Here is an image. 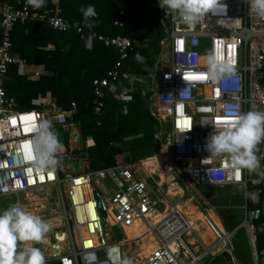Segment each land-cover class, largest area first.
I'll return each mask as SVG.
<instances>
[{
    "label": "built area",
    "instance_id": "1",
    "mask_svg": "<svg viewBox=\"0 0 264 264\" xmlns=\"http://www.w3.org/2000/svg\"><path fill=\"white\" fill-rule=\"evenodd\" d=\"M220 3L223 8L209 13L192 29L178 13L161 8L164 36L159 47L168 53L166 58L157 60L159 67L150 80L149 92L169 124L166 151L171 162L181 163L183 185H235L243 190L246 202L241 225L249 232L252 245L257 244L258 237L262 239L261 247H253V264H264V201L248 207V187L257 186V180L264 184V177L247 169H231L227 156H214L205 147L213 132L239 114L264 112V17L251 11L250 0H220ZM28 21L47 25L57 32L70 31L72 25L63 15L60 0H46L39 9L27 0L0 2V196L55 185L62 204L69 206L63 218L72 220L78 233L68 253L45 258V264H111L110 250L118 249L125 257L123 248L128 243L142 245L143 236H137L136 232L131 240L125 236L126 229L140 225L155 247L132 264H197L208 250L198 254L191 248L187 241L189 224L179 210L158 213L147 178L137 168L141 161L92 168L89 146L85 143L77 150L59 149L56 154L59 164L54 171H40L35 166L30 158L33 124L45 118L51 121L52 130H66L72 110H64L50 94L39 97L34 108L20 110L16 98L5 91L6 82L13 80L9 68L22 65L25 73L28 66L12 42L14 26ZM114 24L120 25L118 21ZM145 28L142 25L141 32ZM77 32L84 38L81 29ZM88 36L98 38L117 53L107 74L92 81L93 111L101 116L106 93L114 95L127 90V85L135 89L145 84L143 76L127 72L125 67L132 59L145 63L146 57L137 48L147 47L148 41L96 35L91 31ZM209 55L232 65L235 71L216 81L209 79ZM39 76V72L33 74ZM263 145L264 139L254 149L260 171H264ZM161 152L164 151L158 150L157 155ZM15 205L23 209L20 204ZM81 226L85 227L86 236L79 233ZM225 233L223 243L230 235Z\"/></svg>",
    "mask_w": 264,
    "mask_h": 264
},
{
    "label": "trees",
    "instance_id": "2",
    "mask_svg": "<svg viewBox=\"0 0 264 264\" xmlns=\"http://www.w3.org/2000/svg\"><path fill=\"white\" fill-rule=\"evenodd\" d=\"M1 1L14 3L16 0ZM157 3V0H60L63 15L72 25L70 31L57 32L33 21L16 24L13 28L14 49L28 64L43 65L49 74L30 80L22 65H12L9 74L13 80L6 82V93L16 98L19 109L34 108L36 100L49 92L64 110H72L70 119L79 122L82 134L93 139V145L88 147L92 168L138 161V142L124 140L122 136L140 133L152 117L147 110L144 111L139 91L132 93L127 113L113 110L115 103L112 96L107 95L102 115L94 114L92 81L107 74L117 59V53L98 38L89 39L88 33L110 37L120 35L132 41L146 38L148 46L137 48L146 57L145 63L143 66L130 65L134 74L146 76L153 65L154 53L159 51L158 39L164 36L158 20H154L150 11L154 4L155 13H158ZM88 5L94 6L96 15L86 24L80 9ZM115 21L120 25H115ZM144 23L147 26L145 32H141ZM78 29L85 33L84 38H80ZM151 32L154 33L152 36ZM146 66L149 68L144 69ZM148 135L152 138L153 132ZM155 146L158 151L157 140ZM261 150L264 151V145ZM172 185L178 188L176 183ZM253 188L260 189V203L263 202L264 184L259 182ZM259 242L261 247L262 241Z\"/></svg>",
    "mask_w": 264,
    "mask_h": 264
},
{
    "label": "rangeland",
    "instance_id": "3",
    "mask_svg": "<svg viewBox=\"0 0 264 264\" xmlns=\"http://www.w3.org/2000/svg\"><path fill=\"white\" fill-rule=\"evenodd\" d=\"M158 2V1H157ZM153 6L150 7V11L154 15V20L159 19V11L160 8L157 3V7L159 8L158 13L156 12V5L152 4ZM153 19V17L151 18ZM151 36L154 34L153 32L150 33ZM156 49V47L154 48ZM153 49V50H154ZM156 51V50H155ZM167 49H159L158 52L154 53V56L164 59L167 57ZM142 65V64H141ZM143 66V65H142ZM158 64L152 65L150 68L149 66L144 67V69L149 68V74L143 76V74H138L137 76L141 75L146 80L145 84L139 85L137 88L133 89L129 85L126 86L127 90L119 91L118 94H110L112 95L113 101L115 103V107L113 110L120 111V113L125 114L129 110V104L132 100V93L134 91H139L141 95V100H143L142 106L144 111L151 115L150 122L145 126L140 133L138 134H126L123 135L124 140L138 142V152L140 154V159L138 161H142L146 158V164L139 163L137 168L139 170V174L142 177L147 178V181L153 191L154 199L157 202V211L158 213H164L166 210H171L170 208L175 205H181L183 211L186 215L193 214L194 218H197V215L201 214V217L204 214H210L215 216L218 215L221 223L225 229V232L232 233L231 235L235 234L236 232V239L238 249L240 250V255L243 257L241 259L244 260L246 264H248V254L250 253V246L246 239V230L241 225L244 216H242L239 220H237V225L234 228L229 227L230 220H235L229 214L231 207L236 205L239 207V210H235L237 214H243V207L245 205V195L243 190L235 188V187H208V186H187L185 187L182 183L181 175L179 173V169L181 163L179 161H172L171 156L166 151V147L168 143L169 137V124L165 121L164 112L159 108L153 98L150 96V80L154 77L156 69L158 68ZM166 68V67H165ZM145 85V86H144ZM144 87V88H143ZM144 89V90H143ZM143 90V91H142ZM20 110H27V109H20ZM69 121L71 119L69 118ZM153 132V137H149V133ZM58 136V132H55ZM159 142V151H164L159 154L157 159L159 163V168L152 166L153 159L157 155V147L155 146V141ZM117 145L120 144L119 142L116 143ZM148 167V168H146ZM162 184L159 185L158 183L162 178ZM176 183L178 188L181 192H178L177 195H171L172 191L176 192L174 188H171V185ZM169 190V191H168ZM253 187H248V193L250 195L253 194ZM42 197L52 198L57 201V199H61V194L59 190L55 191H42L40 192ZM172 196V197H171ZM18 199L17 196H10L5 199H0V205L2 208L8 209L9 206ZM58 203H60L58 201ZM176 203V204H175ZM65 207L62 204L61 206L53 212V214H37L39 216H44L42 218L44 220L51 219L52 221V230L47 233L46 238L40 240L34 247L40 249L43 253L44 258H53L57 257L62 254H66L70 251L74 240L76 239L78 233L75 231L74 224L72 220L67 221L63 218L64 214H68L69 206L65 203ZM252 203L248 201V207H251ZM207 210V211H206ZM206 211V213H205ZM214 211V212H212ZM215 213V214H214ZM36 215V214H34ZM232 218V219H231ZM211 219L210 217L207 218ZM198 220H194L197 222ZM209 229V226H208ZM61 237V238H60ZM195 237V233L190 236L189 243L191 244V248L197 252L198 254L204 253L208 250L207 254L202 257V259L197 264H236L235 254L232 253L231 242L226 240L224 243V249L220 253H212V248L217 245V242H213L210 245H203L199 240L195 246L192 245V238ZM146 238L147 242L143 243V250L139 249L135 244L128 243L124 248L123 252L125 257L130 258L132 262H136L137 259L143 258V253L149 252L150 250L154 249L155 245L152 242L150 236L148 235ZM144 238V239H145ZM233 238V237H232ZM142 239L143 241H145ZM150 240V241H149ZM231 240V239H230ZM223 242V241H222ZM23 241H18L17 246L22 244ZM225 259L223 260V257ZM235 258V259H234Z\"/></svg>",
    "mask_w": 264,
    "mask_h": 264
},
{
    "label": "clouds",
    "instance_id": "4",
    "mask_svg": "<svg viewBox=\"0 0 264 264\" xmlns=\"http://www.w3.org/2000/svg\"><path fill=\"white\" fill-rule=\"evenodd\" d=\"M27 3L39 9L46 4V0H27ZM158 4L162 9L167 8L172 13H178L179 18L189 29L195 28L196 24L204 20L209 13H215L224 7L220 0H158ZM250 8L258 16L264 17V0H250ZM80 11L86 23L89 18L96 15L92 5L82 7ZM67 27L66 23L63 24V28ZM207 65L209 79L213 81L235 71L232 65L213 55L208 56ZM33 131L35 135L30 158L40 171L49 169L54 171L59 164L56 154L61 144L57 134L52 130L51 121L39 118L33 124ZM262 139H264V112L249 111L239 114L213 132L205 147L214 156H227L230 159L231 169H247L264 177V171H260L259 158L254 151ZM255 182L259 183V180ZM52 227L51 223L17 205L0 212V264H45L40 249L26 246L23 250H17V242L40 241L52 230ZM108 255L111 264H132V260L122 257L118 249L110 250Z\"/></svg>",
    "mask_w": 264,
    "mask_h": 264
},
{
    "label": "crops",
    "instance_id": "5",
    "mask_svg": "<svg viewBox=\"0 0 264 264\" xmlns=\"http://www.w3.org/2000/svg\"><path fill=\"white\" fill-rule=\"evenodd\" d=\"M158 6H159V4H158ZM159 8H160V11H159L158 22H159V24L161 26V30L164 31V28H163V26L161 24V21H160L161 7H159ZM84 22H85V20H84ZM88 23H89V21L86 24H88ZM142 25L147 26L145 23L142 24ZM162 38L163 37H160L158 39V46H159V41ZM159 49H160V47H159ZM157 60H158V57L154 56V62H153L154 65L157 63ZM132 63L139 64L135 60L132 59L126 65L125 71L132 72V71H130L131 70L130 69V65H132ZM35 72H39L40 73V76L38 78L37 77H33V74ZM25 73H26V75L30 76V77H28L30 80H38L41 76L49 74V72L45 70L43 65H34V64H28V66L25 68ZM127 91H128V89H127ZM49 94L50 93L47 92L44 96H47ZM110 94L111 93H106V96L107 95L110 96ZM53 131L54 132H58V136L57 137H58V140H59V142L61 144V148L60 149L72 148V149L77 150V149L81 148L83 146V144H85V143L88 144V146H92L93 143H94L93 139H92V137L90 135H83L82 134L79 122L73 121L72 119L70 121V126H69L68 129L63 130V129H60V128H55V129H53ZM143 160H146V158H144ZM254 173H257V172H254ZM163 180H165L164 177L160 180V182L158 184L161 185V181L163 182ZM225 187H235V188L241 189L239 186H235V185L225 186ZM171 188H174L176 190V192H175L176 194H179L178 192H181L179 188H175L173 185H171ZM221 188H224V187H221ZM49 190L50 191H55V190L58 191V189H57V187L55 185H47V186H43V187L35 189V190H28V191H25V192H20L18 194H13L14 196H17L18 199L16 201H14L9 206V208L11 206L15 205V204H20L23 207V210H25L27 212H30L32 214H36V215L37 214H53V212L56 211L61 206V199H59V200L57 199V201H56V200H54L52 198L42 197L40 195V192L49 191ZM253 190L254 191H253L252 195L248 194V197H249L248 201L252 203L251 207H254V206H256L257 204L260 203V197H259L260 189L253 188ZM10 196H12V195L0 196V199L1 198L5 199V198L10 197ZM58 201L60 203H58ZM177 206L181 209V211L184 213V215L186 217H190V219H191V222L188 223L190 230L187 233V241L190 240V236H192L193 233H195V237L194 238L191 237L193 246L196 245L197 240H199L201 242V244H203V245H210L213 242H217V245H215L213 248H215L216 246L221 244V240L223 239L222 232L225 233V229H224V227H223V225L221 223V220L219 219L217 214L214 213L215 216L210 215V214H204L203 217H201V214H200V215H197V218H194L193 214L186 215L185 212L183 211V208H182L181 205L177 204ZM5 209L6 208H2V205H0V212L4 211ZM237 209L239 210V207L234 205V206L231 207V210H230L231 214H229V215L232 218L235 219L233 221L230 220V224L228 226L231 227V228H234L237 225V223H238L237 220H239L242 216H244V211H243V214H241V212H240V214H237V212L235 211ZM206 211H205V213H206ZM212 212H214V211H212ZM37 216H39V215H37ZM39 217L45 218L44 216H39ZM209 217L211 219L207 220V218H209ZM195 219L198 220V221L194 222ZM46 221L52 224L51 219H48ZM208 226H209V229H208ZM83 232H84V230L83 231L80 230L79 233L81 235H84ZM125 234H126V232H125ZM231 234L232 233H230L228 240L231 242L232 253L235 254V258H236L235 262H236V264H246L244 260L243 261L241 260V259H243V257L240 255V250L237 248L238 247V245H237L238 242H237V239H236V232L233 235H231ZM245 235H246V239H247V241L249 243V246H250V253L248 254V264H253V247H258L259 248L260 247V242L259 241L260 240L262 241V239L260 237H258L257 244H253L252 245V243L250 242V234H249V232L247 230H246V234ZM147 236H148V234L145 237H147ZM145 237H143L142 239H144ZM144 240L145 241H142L143 243L147 242L146 238ZM38 242L39 241H35V240L23 241L22 244L17 246V250H23V248L26 247V246L34 247L36 245V243H38ZM143 243H142L141 246H137V245L136 246L139 249L143 250ZM223 249L224 248H222L218 253L222 252ZM142 253L144 254L143 255V257H144L148 252H146V253L142 252ZM222 257H223V260H224L225 256H222Z\"/></svg>",
    "mask_w": 264,
    "mask_h": 264
},
{
    "label": "bare ground",
    "instance_id": "6",
    "mask_svg": "<svg viewBox=\"0 0 264 264\" xmlns=\"http://www.w3.org/2000/svg\"><path fill=\"white\" fill-rule=\"evenodd\" d=\"M158 157H159V155H156L155 157H154V159H153V165L152 166H155V167H157V168H159L160 166H159V163H158V161H157V159H158ZM142 162V164H146V160H142L141 161ZM146 168H148V167H146ZM161 184H162V181H161ZM169 191V190H168ZM172 191V194L171 195H177L175 192H173V190H171ZM172 197V196H171ZM92 203H89V205H88V208H89V211H90V213L92 214V210H91V205ZM176 204V203H175ZM82 208H79L78 210L80 211ZM170 209H174V210H179L180 212H181V214H183V216H184V218L186 219V221L189 223V222H191V219H190V217H186L185 215H184V213L181 211V209L177 206V205H175V206H172ZM80 230L81 231H83L84 230V232H83V236H86L87 235V231H86V229H85V227L84 226H81V228H80ZM134 232H136V234H137V236H143V237H145L147 234H145V228L144 227H142L141 225L140 226H136V227H134V228H131V229H126V234H125V236L128 238V240H131V239H133L134 238ZM224 234H226V233H224V232H222V235H224ZM47 236V235H46ZM46 236H45V238H46ZM142 237V238H143ZM44 238V239H45ZM193 245V244H192ZM223 246H224V243L222 242V240H221V244H219L218 246H216L215 248H212V253L213 254H215V253H218L222 248H223ZM153 250V249H152ZM152 250H150L149 252H151ZM148 252V253H149ZM148 253L145 255V256H147L148 255ZM144 256V257H145Z\"/></svg>",
    "mask_w": 264,
    "mask_h": 264
},
{
    "label": "snow or ice",
    "instance_id": "7",
    "mask_svg": "<svg viewBox=\"0 0 264 264\" xmlns=\"http://www.w3.org/2000/svg\"><path fill=\"white\" fill-rule=\"evenodd\" d=\"M32 119H35V117L33 116ZM237 179H239V173H237Z\"/></svg>",
    "mask_w": 264,
    "mask_h": 264
}]
</instances>
